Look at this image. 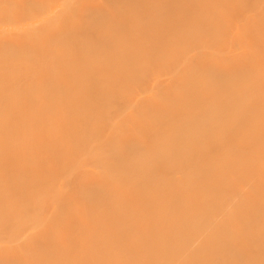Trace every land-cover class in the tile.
I'll return each mask as SVG.
<instances>
[{"label":"bare ground","instance_id":"obj_1","mask_svg":"<svg viewBox=\"0 0 264 264\" xmlns=\"http://www.w3.org/2000/svg\"><path fill=\"white\" fill-rule=\"evenodd\" d=\"M242 22L255 47L203 42ZM182 50L126 104L122 74ZM1 202L0 264H264V0H75L0 27Z\"/></svg>","mask_w":264,"mask_h":264},{"label":"rangeland","instance_id":"obj_2","mask_svg":"<svg viewBox=\"0 0 264 264\" xmlns=\"http://www.w3.org/2000/svg\"><path fill=\"white\" fill-rule=\"evenodd\" d=\"M73 2H75V0H28V3L26 4V0H20V5L16 4L11 6L6 11H4L3 8H0V13H5L10 17L9 19H7V16L6 19L0 18V27L3 26L8 27L9 29H19L27 25L35 24V22H40L53 16L60 10L69 8ZM252 3L254 5H259L262 3V0H252ZM27 5H29L28 10L30 9V11L22 12V9L27 8ZM245 24L246 22L239 24V35L235 38H225L217 44H211L206 41L203 42L212 47L214 51H218L217 54L221 57L226 56L229 51H240L244 48L255 47L253 46V38L242 39V27ZM242 40H245V42H242ZM256 49L260 50L261 48L258 47ZM258 53L260 54V52ZM187 54L188 52L185 50H182L181 52L170 51L169 53L162 55L159 59H148V61H143L142 65L138 66L136 70L132 69L129 74H122L121 77H124L125 81L123 83L117 82L114 86L124 87V91H126L127 95L123 100H126V104L132 102L144 93L151 91L156 85L157 80H163L166 78L167 74L173 69V66L179 68L186 59ZM144 57L145 56L142 54H139V58ZM250 83L251 81L246 77L241 81L242 86L249 85ZM103 99H106V97ZM123 106L121 104H116V102L115 104L111 103L103 108L102 113L106 114L107 110L111 107H119V111H122ZM103 133L104 132L100 133L101 137ZM93 139H96V137L88 138V140L85 141V144H88L91 140L93 141ZM0 205H2V202ZM42 214L43 213L35 214L25 228L32 227V223L40 220Z\"/></svg>","mask_w":264,"mask_h":264}]
</instances>
